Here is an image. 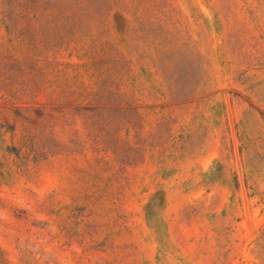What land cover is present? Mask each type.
<instances>
[{"label":"rangeland","instance_id":"rangeland-1","mask_svg":"<svg viewBox=\"0 0 264 264\" xmlns=\"http://www.w3.org/2000/svg\"><path fill=\"white\" fill-rule=\"evenodd\" d=\"M0 264H264V0H0Z\"/></svg>","mask_w":264,"mask_h":264},{"label":"trees","instance_id":"trees-1","mask_svg":"<svg viewBox=\"0 0 264 264\" xmlns=\"http://www.w3.org/2000/svg\"><path fill=\"white\" fill-rule=\"evenodd\" d=\"M90 96H91V101L93 102L94 101V98H95V93H92V94H90ZM103 98H106V97H103ZM109 98V97H108ZM104 101L105 100H107V99H103ZM99 102V101H98ZM100 104V103H99ZM101 104H110V101H106V102H101ZM112 104V103H111ZM23 109H25V108H23V107H16V110L17 111H19V112H21V117L26 121V120H29L30 118H31V113L28 111V112H23L22 110ZM46 109V108H45ZM45 109H43V110H45ZM87 111H91V112H93L94 111V113H96L95 111H98V113H99V111H103V110H108V109H113V108H106V106H98V107H96V108H85ZM55 110H59V109H55ZM47 111V110H46ZM31 120V119H30ZM88 121H91V122H95V119L93 118V117H89L88 116ZM113 146H114V144L113 143H109V142H107V143H105V145H104V147H105V149H112L113 150Z\"/></svg>","mask_w":264,"mask_h":264}]
</instances>
